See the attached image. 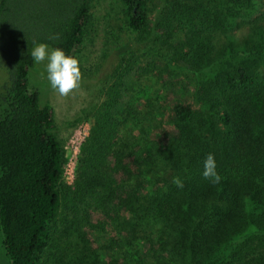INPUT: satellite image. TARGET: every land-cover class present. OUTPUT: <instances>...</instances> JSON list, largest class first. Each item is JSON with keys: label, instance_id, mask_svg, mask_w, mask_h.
Returning <instances> with one entry per match:
<instances>
[{"label": "trees", "instance_id": "obj_1", "mask_svg": "<svg viewBox=\"0 0 264 264\" xmlns=\"http://www.w3.org/2000/svg\"><path fill=\"white\" fill-rule=\"evenodd\" d=\"M115 1L129 50H116L66 185L52 107L28 80L30 52L43 42L75 56L89 0H0V232L10 264H264V0ZM139 81L152 90L135 94ZM185 81L189 92H177ZM209 153L218 184L202 176Z\"/></svg>", "mask_w": 264, "mask_h": 264}, {"label": "rangeland", "instance_id": "obj_2", "mask_svg": "<svg viewBox=\"0 0 264 264\" xmlns=\"http://www.w3.org/2000/svg\"><path fill=\"white\" fill-rule=\"evenodd\" d=\"M89 10L91 19L87 25L83 46L73 56L78 59L82 73L80 87L67 97L60 96L58 92L53 91L47 80V61L41 64L34 62L28 76L30 86L39 92L40 103L44 105L48 102L52 107L56 135L64 149L63 182L66 185H71L74 181L80 146L89 135L94 122V114L97 107L104 100L106 88L113 81L111 70L117 53L125 54L129 50L127 43L124 41V32L121 31L123 24L119 16V3L115 0H89ZM244 32L245 29L239 31L238 35L242 36ZM132 53L130 52L127 58L134 61L135 52L132 51ZM149 60V58H142V65ZM133 69H135V66ZM125 85L127 87V80ZM179 86L181 89L176 88L177 92L185 94L189 92L186 81ZM152 87V84L148 81H139L135 84V94L144 92V89L152 90ZM160 93L164 94L163 91H160ZM128 98L127 95H124L122 103ZM147 98V95L142 94V100H138L137 103L142 104ZM148 118L149 120L145 119L147 123H152L153 126L156 125L155 116H148ZM60 227L61 223L57 222L56 229H61ZM57 234L54 232V237ZM243 240L244 237L238 239L236 243ZM97 245L96 242L93 243V246ZM0 264H10L2 244L1 232Z\"/></svg>", "mask_w": 264, "mask_h": 264}, {"label": "clouds", "instance_id": "obj_3", "mask_svg": "<svg viewBox=\"0 0 264 264\" xmlns=\"http://www.w3.org/2000/svg\"><path fill=\"white\" fill-rule=\"evenodd\" d=\"M30 55L37 64L47 61V80L52 90L58 92L60 96L67 97L80 87L82 73L77 58L66 55L64 50L58 47L50 50L49 45L43 42L36 44ZM216 169L215 157L209 153L204 160L203 178L212 184L220 183L221 176ZM172 182L178 188L184 187V181L179 176L174 177Z\"/></svg>", "mask_w": 264, "mask_h": 264}]
</instances>
